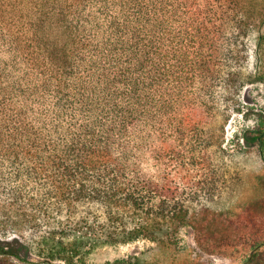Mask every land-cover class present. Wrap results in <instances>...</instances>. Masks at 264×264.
<instances>
[{"label":"trees","instance_id":"trees-1","mask_svg":"<svg viewBox=\"0 0 264 264\" xmlns=\"http://www.w3.org/2000/svg\"><path fill=\"white\" fill-rule=\"evenodd\" d=\"M261 24L254 0H0V264L169 249L182 227L264 264V196L206 204L225 179L205 120L250 80L238 46Z\"/></svg>","mask_w":264,"mask_h":264},{"label":"rangeland","instance_id":"rangeland-1","mask_svg":"<svg viewBox=\"0 0 264 264\" xmlns=\"http://www.w3.org/2000/svg\"><path fill=\"white\" fill-rule=\"evenodd\" d=\"M255 4L264 12V0H254ZM258 33L262 36L261 44L257 40ZM242 42L243 45L238 46L242 58L239 66L245 74H250V80L245 84L239 81L238 91L223 99L224 102L219 101L215 124L211 114L205 120L206 128L215 130L208 152L218 151L221 175L225 179L221 193L206 203L216 212L229 209L238 213L264 196V134L261 136L264 133V24L259 29L249 30ZM215 126L219 129L217 132ZM175 233L177 240L169 249L158 248L147 239L107 245L89 256V264H104L131 255L142 256L147 261L145 264H179L198 254L202 255L198 264H243L247 258L246 250L225 256L202 254L194 242L191 228L182 227ZM31 259L39 260L34 255Z\"/></svg>","mask_w":264,"mask_h":264}]
</instances>
